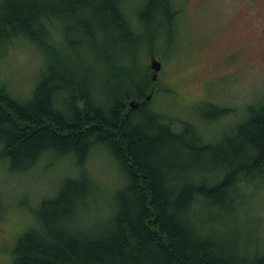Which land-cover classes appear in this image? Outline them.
I'll return each mask as SVG.
<instances>
[{
  "label": "trees",
  "instance_id": "1",
  "mask_svg": "<svg viewBox=\"0 0 264 264\" xmlns=\"http://www.w3.org/2000/svg\"><path fill=\"white\" fill-rule=\"evenodd\" d=\"M179 12L173 0H0V52L26 42L42 59L27 98L0 77V161L27 172L51 152L76 171L41 198L10 264H264V101L215 137L158 109L147 59L173 42ZM232 110L216 104L208 120ZM93 152L115 187L92 174Z\"/></svg>",
  "mask_w": 264,
  "mask_h": 264
},
{
  "label": "rangeland",
  "instance_id": "2",
  "mask_svg": "<svg viewBox=\"0 0 264 264\" xmlns=\"http://www.w3.org/2000/svg\"><path fill=\"white\" fill-rule=\"evenodd\" d=\"M173 1L180 10L173 42L162 38L156 46L160 55L147 59L159 80L156 106L205 127L208 137L229 132L245 117L246 106L264 101V0ZM152 59L160 68H153ZM41 64L34 45L19 42L0 52V77L27 98ZM216 104L232 114L208 120ZM107 160L93 152L87 164L99 183L115 187L116 168ZM72 163L51 152L27 172L0 161V264L12 262L15 243L38 225L41 198L56 196L65 176L76 173ZM258 198L264 221V195Z\"/></svg>",
  "mask_w": 264,
  "mask_h": 264
},
{
  "label": "water",
  "instance_id": "3",
  "mask_svg": "<svg viewBox=\"0 0 264 264\" xmlns=\"http://www.w3.org/2000/svg\"><path fill=\"white\" fill-rule=\"evenodd\" d=\"M157 65H158V64H157L156 62H154L153 67H154V68H156V67L158 68Z\"/></svg>",
  "mask_w": 264,
  "mask_h": 264
}]
</instances>
